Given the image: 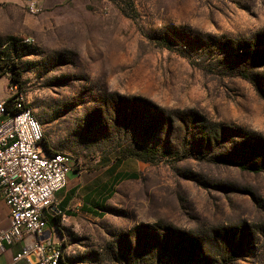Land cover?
Here are the masks:
<instances>
[{
	"label": "rangeland",
	"instance_id": "374dc122",
	"mask_svg": "<svg viewBox=\"0 0 264 264\" xmlns=\"http://www.w3.org/2000/svg\"><path fill=\"white\" fill-rule=\"evenodd\" d=\"M13 66L43 149L136 174L59 222L61 262L264 264V0H0L4 97Z\"/></svg>",
	"mask_w": 264,
	"mask_h": 264
},
{
	"label": "built area",
	"instance_id": "2783aa9c",
	"mask_svg": "<svg viewBox=\"0 0 264 264\" xmlns=\"http://www.w3.org/2000/svg\"><path fill=\"white\" fill-rule=\"evenodd\" d=\"M42 1L20 0L32 14L39 12ZM33 41L29 36L20 40L24 44ZM19 90L8 77L7 95L0 94V199L8 208L9 219L8 227L0 229V255L6 246L30 235L35 240L16 252L12 263L25 259L28 264H59L60 245L50 239L39 240L38 235L46 226L45 211L54 194L66 186L75 159L43 149L41 126ZM7 99H12L9 109L5 107Z\"/></svg>",
	"mask_w": 264,
	"mask_h": 264
},
{
	"label": "crops",
	"instance_id": "0c3cea01",
	"mask_svg": "<svg viewBox=\"0 0 264 264\" xmlns=\"http://www.w3.org/2000/svg\"><path fill=\"white\" fill-rule=\"evenodd\" d=\"M17 1L21 5L20 0ZM51 2L52 0H43L41 5L46 6ZM4 79V75L0 76L1 92L4 90ZM1 92L0 94L2 95ZM44 150L48 152V150ZM83 173H86V177L83 176ZM88 174L89 172L85 171H70L68 173L66 186L54 194L52 204L45 211L46 226L43 230L45 233L43 239H50L56 244H59V241L62 239V235L56 227L55 218L60 222L61 220L66 221L78 215L102 216L105 203L109 198L105 201L104 199L111 192L113 194L114 186L117 184L116 176L120 172L111 170L101 176H87ZM8 224V208L0 199V229L7 228ZM38 239L41 240L39 237ZM34 240L33 236L26 235L19 241L6 246L5 252L0 255V264H14L11 261L13 255L26 245L31 244ZM28 259L30 262L34 260L32 256H29ZM15 264H28V262L25 259H21Z\"/></svg>",
	"mask_w": 264,
	"mask_h": 264
},
{
	"label": "trees",
	"instance_id": "16d2710c",
	"mask_svg": "<svg viewBox=\"0 0 264 264\" xmlns=\"http://www.w3.org/2000/svg\"><path fill=\"white\" fill-rule=\"evenodd\" d=\"M160 40L162 41V43H164L166 46H167V43L165 41V39H163L162 37H160ZM241 75L243 77H246L244 73H241ZM21 77H22V72H20L19 70H17L15 68V66H13L12 68V75L10 76V80L14 83H16L19 88L21 89L20 87V81H21ZM12 105V99H7L6 100V104H5V107L6 109H9ZM205 136H206V139L208 141V143L210 142V140H215L217 141L218 140V135L216 132L212 133V132H207L205 133ZM42 141H43V138H42ZM44 148L46 150H49V147L47 145V143L45 142L44 140ZM260 152V150H259ZM154 151L153 149L151 150H145V151H141V152H134V151H129V152H125L123 154V157H133L137 160H141V161H144V162H147V161H154ZM230 163H234L237 167H239L240 169L242 170H250V171H260L261 168H259L258 166H250L248 164H246L245 162H241L239 160H229ZM136 177V174L133 173V172H123V173H120L116 176V182H119L121 180H125V179H132V178H135ZM112 195V192L110 194L107 195V197L104 199L107 200L108 198H110ZM55 222H56V227L57 229L60 231V224H59V220L57 218H55ZM59 264H65L64 262H61V258L59 260Z\"/></svg>",
	"mask_w": 264,
	"mask_h": 264
},
{
	"label": "water",
	"instance_id": "95a60500",
	"mask_svg": "<svg viewBox=\"0 0 264 264\" xmlns=\"http://www.w3.org/2000/svg\"><path fill=\"white\" fill-rule=\"evenodd\" d=\"M38 237L42 240V239L45 237V233H44V232L40 233V234L38 235Z\"/></svg>",
	"mask_w": 264,
	"mask_h": 264
}]
</instances>
